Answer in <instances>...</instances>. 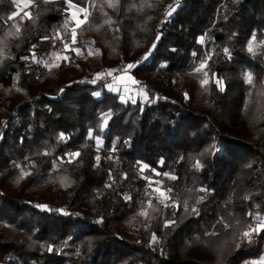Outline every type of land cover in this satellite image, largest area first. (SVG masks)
I'll use <instances>...</instances> for the list:
<instances>
[{
  "label": "trees",
  "instance_id": "trees-1",
  "mask_svg": "<svg viewBox=\"0 0 264 264\" xmlns=\"http://www.w3.org/2000/svg\"><path fill=\"white\" fill-rule=\"evenodd\" d=\"M32 1L0 0V264H264V0ZM130 64L144 103L84 81Z\"/></svg>",
  "mask_w": 264,
  "mask_h": 264
},
{
  "label": "rangeland",
  "instance_id": "rangeland-1",
  "mask_svg": "<svg viewBox=\"0 0 264 264\" xmlns=\"http://www.w3.org/2000/svg\"><path fill=\"white\" fill-rule=\"evenodd\" d=\"M66 14L67 18L64 23V29L66 30L67 35L65 37H60V34H57L55 37V41L57 42V54L55 56V61L50 65L51 68H55L58 66L60 59H64L66 57V52L70 49V46L74 43L75 39V29L78 27L86 18L87 10L85 8L76 7L73 4L67 3L66 5ZM83 9L84 11H81ZM27 13L24 12V16H26ZM79 21V24H78ZM65 45H68L66 48ZM264 46V36L261 40L258 42H255L253 40L250 41L248 45V51L249 48H251V53L258 52L260 46ZM62 46V50H58V47ZM137 61V59H136ZM123 69V74L117 75L115 74V80L118 81V83H114L110 81L109 77H105L104 75L99 79L98 75L94 73L91 76L84 79L85 82H95V81H103V91L106 93H110L112 95L117 96V99L121 103H144L146 102L147 98L146 95L143 93L141 89H139L137 86L134 85L131 76L129 75L128 68L124 66H118ZM117 68V67H116ZM107 71V70H106ZM111 72L113 71L110 70ZM115 71V69H114ZM103 71H100V73ZM99 73V72H97ZM102 75V74H101ZM114 79V76L112 75L111 80ZM94 98L98 99V95L94 94ZM104 127V125H103ZM98 140L95 141V144L97 147L100 146V144L97 143ZM100 143V142H99ZM264 258V257H263ZM264 262V259H262Z\"/></svg>",
  "mask_w": 264,
  "mask_h": 264
},
{
  "label": "snow or ice",
  "instance_id": "snow-or-ice-1",
  "mask_svg": "<svg viewBox=\"0 0 264 264\" xmlns=\"http://www.w3.org/2000/svg\"><path fill=\"white\" fill-rule=\"evenodd\" d=\"M109 6L111 7H115V3L112 2V0H109ZM81 11H84L83 9H81ZM166 15H170V13H167ZM78 24H79V21H78ZM75 42V41H74ZM65 47L67 48L68 45H65ZM227 49H225V52L227 53ZM249 51H251V48H249ZM25 59H27V57H25ZM134 67V65H127V68H132ZM204 67V64L202 63L201 64V68ZM196 71H200V68L196 69ZM248 79V82L251 83L252 82V77L251 75H249L247 77ZM96 95H99L98 93ZM63 136V134H61ZM91 135V134H90ZM97 143L99 144V141H97ZM70 155H79L78 153L76 154H70ZM200 163L199 161H197L196 163V167H200ZM173 179H175V177H172ZM201 191H205L204 189H201ZM167 192L170 193L171 192V189H167ZM160 195L162 197H164L165 199H167V193L165 191H161L160 192ZM247 198V197H246ZM142 214H146V213H142ZM249 215H251V213H249ZM255 221H256V226L253 228L251 225H249V231H245L242 236L243 238H248L249 240L251 239V236H252V233L253 232H259L260 230H264V216H260V215H257L256 217H254ZM153 241H155V236H153ZM264 259V258H262Z\"/></svg>",
  "mask_w": 264,
  "mask_h": 264
},
{
  "label": "crops",
  "instance_id": "crops-1",
  "mask_svg": "<svg viewBox=\"0 0 264 264\" xmlns=\"http://www.w3.org/2000/svg\"><path fill=\"white\" fill-rule=\"evenodd\" d=\"M16 7H17V11L16 14H20L22 16H24V12L27 13L28 8L32 5L33 1L32 0H12ZM98 75V78L100 79L103 75L105 77H109L110 81L114 82V83H118V81L115 80V71L113 70L112 72L110 70L107 71H103V72H99V73H95ZM102 74V75H101ZM94 75V74H93ZM112 75L114 76V79L111 80ZM98 81V80H97Z\"/></svg>",
  "mask_w": 264,
  "mask_h": 264
},
{
  "label": "built area",
  "instance_id": "built-area-1",
  "mask_svg": "<svg viewBox=\"0 0 264 264\" xmlns=\"http://www.w3.org/2000/svg\"><path fill=\"white\" fill-rule=\"evenodd\" d=\"M58 50L60 51V50H62V46H59L58 47ZM141 61V58L139 57V58H137V63H139ZM123 69L121 68V67H117V68H115V73L117 74V75H121V74H123Z\"/></svg>",
  "mask_w": 264,
  "mask_h": 264
}]
</instances>
